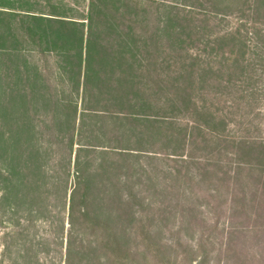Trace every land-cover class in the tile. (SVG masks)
Listing matches in <instances>:
<instances>
[{"label": "rangeland", "instance_id": "rangeland-1", "mask_svg": "<svg viewBox=\"0 0 264 264\" xmlns=\"http://www.w3.org/2000/svg\"><path fill=\"white\" fill-rule=\"evenodd\" d=\"M138 2L97 4L83 91L74 44L25 15L89 0H0V264H264V0Z\"/></svg>", "mask_w": 264, "mask_h": 264}, {"label": "trees", "instance_id": "trees-1", "mask_svg": "<svg viewBox=\"0 0 264 264\" xmlns=\"http://www.w3.org/2000/svg\"><path fill=\"white\" fill-rule=\"evenodd\" d=\"M140 0H129L130 3H133L135 5L136 8H139V2ZM210 2H212V6L213 4H216L220 1H222L224 4L225 3H232L234 1L237 0H208ZM100 2V0H89V6H88V13L85 16V18L83 19H74L71 20L69 18L66 17H62V18H45V17H41V16H31V15H25V16H29L30 21H34L36 23H49L47 25L52 27V33L45 35L47 38H51L53 39L52 42L55 45H59L60 43L64 42V41H68V42H72L75 46L76 53H75V65L79 63L80 66V71H79V84L83 87V91L85 89V86L87 84V75H90V68L89 65L90 63H92L93 59H98L100 62H103L104 59L107 60V57L105 56H101L100 54V50H99V37L109 34L111 32V30L114 28V20L115 17L112 15H106L104 16V19H106V23L104 24L103 22H101V26L102 28L99 29V23L97 22V15L95 14L97 11V4ZM102 3V2H101ZM103 5V3H102ZM130 5V4H129ZM128 7V6H127ZM212 8V7H211ZM204 13L207 12V10L202 9ZM6 11H0V19L2 17H6L7 16ZM82 20V21H80ZM198 30L196 28V33L198 34ZM100 31V32H99ZM43 40V39H41ZM59 48V47H58ZM57 50V49H56ZM0 50V55L1 54ZM97 53H94L96 52ZM57 52V51H56ZM20 54V53H17ZM59 54V52H58ZM84 62L86 63V67L85 69H83V65ZM105 62V61H104ZM103 62V63H104ZM98 64H100L97 61ZM78 77V75H77ZM88 81H89V76H88ZM76 88V87H74ZM69 105L67 106V111L68 113H64L65 115L71 116L69 118L70 121L73 122V128L75 129L79 116L80 115V111L78 109V107L76 108V105H72L71 103H68ZM22 105V104H21ZM63 107H66V105L61 104ZM75 106V108H74ZM69 109H72V111L70 112ZM83 116H85L86 114H90V117H96V118H102L105 119L106 115L104 113H102L101 111H95L94 109L91 108H83L82 112ZM79 116V117H78ZM143 118V119H142ZM138 119H142V120H138L140 122L145 121L147 123H152V120L150 116H141ZM21 130H23L26 133H32L34 135L35 133V128L32 127H26V128H22ZM74 140V137H73ZM80 145V144H79ZM78 149H82V150H99L101 151V154H106V155H121L123 153H125V151L120 150V148L117 147H104L101 148L97 145H91V144H82L79 146ZM78 152L75 154L76 157L78 155ZM74 153V151H73ZM79 176V175H78ZM78 180L81 181V178L78 177ZM86 192H83V197L85 195H88V188H89V183L88 181H86ZM71 208V207H70ZM72 211H73V199H72Z\"/></svg>", "mask_w": 264, "mask_h": 264}]
</instances>
